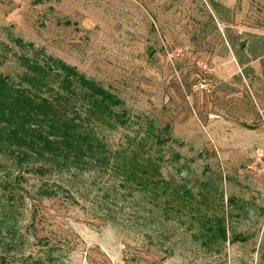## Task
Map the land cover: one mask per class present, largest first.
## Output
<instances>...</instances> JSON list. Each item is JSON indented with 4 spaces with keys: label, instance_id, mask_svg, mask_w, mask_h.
Wrapping results in <instances>:
<instances>
[{
    "label": "rangeland",
    "instance_id": "rangeland-1",
    "mask_svg": "<svg viewBox=\"0 0 264 264\" xmlns=\"http://www.w3.org/2000/svg\"><path fill=\"white\" fill-rule=\"evenodd\" d=\"M47 56L114 94L126 122L90 116L105 150L42 177L25 169L51 162L0 145V264H264V0H0L9 85L29 87L25 61ZM45 81L54 91L38 97L85 117ZM143 135L170 182L164 222L109 162Z\"/></svg>",
    "mask_w": 264,
    "mask_h": 264
},
{
    "label": "trees",
    "instance_id": "trees-1",
    "mask_svg": "<svg viewBox=\"0 0 264 264\" xmlns=\"http://www.w3.org/2000/svg\"><path fill=\"white\" fill-rule=\"evenodd\" d=\"M25 67L22 79L29 87L13 89L7 76L0 72V145L7 144L12 154L14 153L12 143L26 146L34 157L51 162L53 166L40 165L25 169L26 172L41 177L53 170L63 172V169L69 170L70 167L80 169L82 164H89L86 158L92 160L95 154L103 152L105 147L91 128L83 122L91 121L92 116L103 124L108 123V120L124 124L126 121L121 118L123 111L119 113L114 110L115 107H119L121 101L100 84L86 78L73 66L59 59L47 56L45 65L25 61ZM49 73L60 79V89L78 96L80 101L87 104L85 117H81L76 109L72 110L73 115L62 117L52 100L46 96L38 97L37 92L54 91L49 82L45 81ZM62 96L57 93V98ZM163 130L167 134L164 139L171 140L168 125L164 126ZM145 138L146 136L139 139L135 149L129 152L115 151L112 161L109 162L114 170L120 171L126 189L129 191L138 189V195L145 200L143 210L148 214L146 218H150L157 208L162 211L160 216L164 222L170 216L169 209L175 207V204L167 198L170 182L162 178L158 159L148 154L142 145ZM161 140L163 138L159 136L156 139ZM2 150L0 148V151ZM27 155L28 152L25 150H19L18 160H24ZM104 156L99 158L102 164L109 160L108 155ZM72 175L73 173L70 176ZM20 178L22 177L18 176V180ZM41 193L51 196L54 191L44 190ZM201 202H207L203 194ZM217 231L221 237H225L221 224ZM231 240L241 241L244 238L236 234Z\"/></svg>",
    "mask_w": 264,
    "mask_h": 264
}]
</instances>
